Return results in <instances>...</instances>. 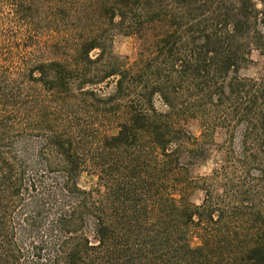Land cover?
<instances>
[{
  "label": "trees",
  "instance_id": "obj_1",
  "mask_svg": "<svg viewBox=\"0 0 264 264\" xmlns=\"http://www.w3.org/2000/svg\"><path fill=\"white\" fill-rule=\"evenodd\" d=\"M93 1L0 0V264H264V0Z\"/></svg>",
  "mask_w": 264,
  "mask_h": 264
},
{
  "label": "rangeland",
  "instance_id": "obj_2",
  "mask_svg": "<svg viewBox=\"0 0 264 264\" xmlns=\"http://www.w3.org/2000/svg\"><path fill=\"white\" fill-rule=\"evenodd\" d=\"M86 6L83 9L77 7V3H81V0H57L59 5H63V3L69 4V9L66 12H58L56 16V21L60 25H65L68 29H79L82 32L86 33L90 31L100 23V17L98 13H95L93 8L91 7L93 4V0H85ZM73 11V12H71ZM44 21H48V17H43ZM104 21V20H103ZM101 21V22H103ZM112 35V51L113 54L122 59H127L129 62H133L137 59L139 51V44L135 41L134 38L125 36L120 33H113ZM97 54V51H93L90 54L91 58H94ZM253 61L254 65L250 66L246 69H243L240 72V76L243 78H257L262 69V58L257 54L253 53ZM188 131L194 134L195 136L199 135V128L196 123H191L188 125ZM111 135L115 134V132H110ZM221 134H217L214 136L212 142L207 143V152L204 158L194 165L192 168L193 177H206L209 176L215 166L219 163L220 151L219 146L222 143ZM96 183V179L93 177L83 176L79 182L80 186L84 189H88ZM203 199V195L201 192H195L191 197V202L195 205H200ZM193 246H198L197 240L193 239Z\"/></svg>",
  "mask_w": 264,
  "mask_h": 264
}]
</instances>
